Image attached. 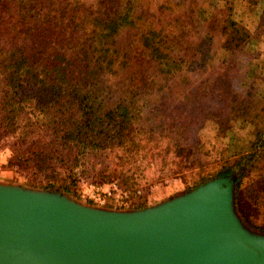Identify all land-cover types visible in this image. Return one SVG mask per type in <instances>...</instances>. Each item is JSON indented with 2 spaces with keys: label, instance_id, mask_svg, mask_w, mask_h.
<instances>
[{
  "label": "trees",
  "instance_id": "trees-1",
  "mask_svg": "<svg viewBox=\"0 0 264 264\" xmlns=\"http://www.w3.org/2000/svg\"><path fill=\"white\" fill-rule=\"evenodd\" d=\"M118 1L111 10L107 0H0L7 165L41 173L47 189L72 192L88 177L135 187L183 176L191 188L229 176L244 222L264 232V116L251 118L249 105L234 117L246 151L217 161L195 153L198 129L220 119L207 86L189 72L197 57L186 47L197 28L168 0ZM263 3H211L209 28L223 35L221 48L232 53L253 38L252 8ZM186 154H196L188 168Z\"/></svg>",
  "mask_w": 264,
  "mask_h": 264
},
{
  "label": "water",
  "instance_id": "water-1",
  "mask_svg": "<svg viewBox=\"0 0 264 264\" xmlns=\"http://www.w3.org/2000/svg\"><path fill=\"white\" fill-rule=\"evenodd\" d=\"M0 264H264V232L229 176L142 206L0 176Z\"/></svg>",
  "mask_w": 264,
  "mask_h": 264
},
{
  "label": "rangeland",
  "instance_id": "rangeland-1",
  "mask_svg": "<svg viewBox=\"0 0 264 264\" xmlns=\"http://www.w3.org/2000/svg\"><path fill=\"white\" fill-rule=\"evenodd\" d=\"M162 1L165 0H144L145 3L152 4ZM168 1L183 12L182 14L187 16L198 30L196 37L192 38L186 47L189 54L197 57L189 72L196 82L207 86L220 115L217 122L209 121L198 129L195 153H204L205 158L217 161L246 151L249 143L245 130L235 131L234 117L245 113L249 105L251 118L262 121L264 116V3L252 8L256 11L253 38L235 52L228 53L220 47L223 35L209 28L211 3L217 4L222 0ZM106 4L113 10L119 1L107 0ZM240 7L243 8L242 5ZM212 58L222 66H211L208 60ZM12 155L13 149L10 146L0 150V176L26 184H46V178L41 173L23 168L21 165H7ZM195 156L196 154L184 155L181 159L183 166L190 167ZM87 181L96 182L88 177V180L85 179L80 185L81 192H74L82 195V188ZM113 183L118 188L128 190L132 199L131 206H137L140 202L155 203L189 188V181L183 176L135 187H124L117 182L100 184L111 186ZM118 188H114L115 191H118ZM259 188L256 187L258 190ZM242 197L247 198V191H243Z\"/></svg>",
  "mask_w": 264,
  "mask_h": 264
},
{
  "label": "built area",
  "instance_id": "built-area-1",
  "mask_svg": "<svg viewBox=\"0 0 264 264\" xmlns=\"http://www.w3.org/2000/svg\"><path fill=\"white\" fill-rule=\"evenodd\" d=\"M114 188H118L115 183L106 186L105 184L87 181L82 188V195L94 202L103 204L112 202L117 206H130L132 199L128 190L118 188V191H115Z\"/></svg>",
  "mask_w": 264,
  "mask_h": 264
}]
</instances>
